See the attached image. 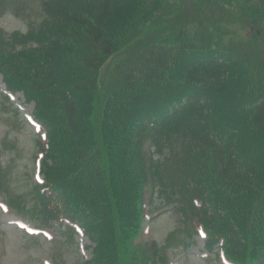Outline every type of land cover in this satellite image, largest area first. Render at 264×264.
<instances>
[{
	"label": "trees",
	"instance_id": "16d2710c",
	"mask_svg": "<svg viewBox=\"0 0 264 264\" xmlns=\"http://www.w3.org/2000/svg\"><path fill=\"white\" fill-rule=\"evenodd\" d=\"M163 3L44 0L38 28L0 34V73L36 103L48 128L47 185L97 238L99 264H122L137 230L122 234L137 225L143 189H163L169 178L184 193L196 185L198 197L188 193L184 204L212 244L223 238L240 264H264V74L213 51L158 48L145 37ZM23 42L27 50L17 51ZM122 52L129 64L104 94L100 71ZM180 100L186 105L170 116ZM150 146L162 160L147 157Z\"/></svg>",
	"mask_w": 264,
	"mask_h": 264
},
{
	"label": "rangeland",
	"instance_id": "374dc122",
	"mask_svg": "<svg viewBox=\"0 0 264 264\" xmlns=\"http://www.w3.org/2000/svg\"><path fill=\"white\" fill-rule=\"evenodd\" d=\"M0 1L3 10L0 13V28L7 35L13 32L26 33L29 25L38 26L46 18V13L42 11V0ZM248 2L255 3L253 8L248 7L251 5ZM167 4L170 23L151 31L154 36L159 37L158 40L163 37L183 40L187 34L195 38V41H211L210 44L229 50L236 59L244 57V61L249 63L252 61L251 56L257 53L253 46H249L256 29L251 30L247 21H244L246 24L243 23L241 10L245 7L247 13H250L256 6L261 7V0L258 3L257 0H167ZM261 13L257 24L262 36L256 42L258 59L264 60V9ZM255 18L256 16L253 19ZM185 41L189 43L188 39ZM244 49L250 50V57L243 54ZM125 56L119 55L102 71V83L105 86L112 83L118 64L125 61ZM258 70L264 74V66L259 65ZM2 88L0 77V89ZM18 102L23 103L22 96H18ZM25 108L27 110L22 111V114L32 113V104L25 105ZM16 116L14 109L0 104V201L9 202L14 199L20 202L24 210H29L35 203L33 173L36 139L32 129ZM11 218L0 215V264H43L45 260L52 264H76L79 246L72 247L61 239L53 243L46 238L45 242L41 239L31 240L23 232L7 224ZM174 227L181 226L178 222L176 225L173 216L161 215L152 225L153 238L161 242ZM81 244L89 245V242L84 240ZM200 250H203L202 240L186 253L187 257L182 261V258L179 259V264H208L199 257Z\"/></svg>",
	"mask_w": 264,
	"mask_h": 264
},
{
	"label": "snow or ice",
	"instance_id": "6c2138e0",
	"mask_svg": "<svg viewBox=\"0 0 264 264\" xmlns=\"http://www.w3.org/2000/svg\"><path fill=\"white\" fill-rule=\"evenodd\" d=\"M45 235H47V233H45ZM201 235H203V233H201Z\"/></svg>",
	"mask_w": 264,
	"mask_h": 264
}]
</instances>
